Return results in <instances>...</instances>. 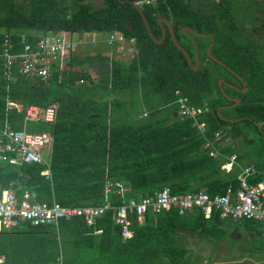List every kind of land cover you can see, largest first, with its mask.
I'll use <instances>...</instances> for the list:
<instances>
[{
  "label": "trees",
  "instance_id": "1",
  "mask_svg": "<svg viewBox=\"0 0 264 264\" xmlns=\"http://www.w3.org/2000/svg\"><path fill=\"white\" fill-rule=\"evenodd\" d=\"M249 2L250 20L241 21L235 0H101L99 5L91 0H0V45L7 33H13L21 49V33L30 34L28 41L34 43L49 31L119 32L135 39L137 49L124 60L110 47L101 55L102 68L110 70L107 83L89 85L77 84L85 75L72 73L75 61L45 80L24 74L18 65L7 75L0 57V123L8 120L21 129L24 107L58 104L55 121L28 128L52 133L51 175L42 173L44 164L0 162V182L14 187L19 196L33 189L39 201L65 206L99 205L106 199L118 205L156 195L165 186L175 193L205 190L211 195L232 186L236 193L246 162L264 170V20L258 23L255 14L264 0ZM161 17L171 21L194 65L196 45L184 26L213 34L211 52L223 64L207 52L212 38L195 36L200 66L194 69L169 28L163 39ZM147 23L161 42L152 37ZM97 50L79 54L91 56ZM94 88L101 94L93 93ZM123 92L131 97L120 96ZM179 95L203 110L198 120L205 122L206 134L195 119L179 115ZM237 98L241 102L235 104ZM217 131L223 132V143L216 144L219 152L211 156L207 143ZM233 153L238 161L223 169ZM261 177L258 173L250 181ZM109 179L129 187L124 197L111 191L106 198ZM113 216L109 209L93 225L75 216L58 225L24 222L3 228L0 264H187L186 249L176 241L177 229L188 218H219L217 213L212 218L202 212L180 215L175 207L158 214L148 209L143 223L137 213L130 215L133 235L125 238Z\"/></svg>",
  "mask_w": 264,
  "mask_h": 264
},
{
  "label": "built area",
  "instance_id": "2",
  "mask_svg": "<svg viewBox=\"0 0 264 264\" xmlns=\"http://www.w3.org/2000/svg\"><path fill=\"white\" fill-rule=\"evenodd\" d=\"M118 38L111 36L107 42L110 47L118 46L121 52H125L126 44L135 45V39H127L124 34L115 32ZM30 34L21 33L23 46L18 49L13 39V33H7L0 45V57L3 59L4 69L11 76L15 65L20 70L34 78L47 80L56 69V64L64 59H69L74 49L72 40H64L61 36L39 35L34 43L28 41ZM32 35V34H31ZM136 49V48H135ZM137 51V49H136ZM135 51V52H136ZM83 81V80H82ZM179 105L178 113L182 118H193L202 132H205V122L199 121L202 113L200 107L189 103L186 96L179 95L176 101ZM19 110L22 104L10 102ZM25 116L21 129H15L6 120L0 123V162L10 164L40 163L46 164L43 155L45 148L53 142V136L47 131H28V123L53 122L58 113V104L50 103L47 107L31 104L24 107ZM147 115V111L143 113ZM222 133H216V139L220 140ZM211 155H217L216 149H211ZM238 161L237 154L231 155L222 165L223 169L230 170ZM42 173L51 175L50 168H45ZM262 173V179L258 183H251L250 177ZM240 186L235 193L230 186L226 193L211 195L205 190L199 192L175 193L169 186H165L156 195L142 198H129L121 204H112L106 199L99 205L65 206L57 201H39L37 192L33 189H25L21 196L12 186H4L0 182V230L10 229L27 222L34 226L58 225L62 219H71L75 216L83 217L88 225H93L96 220L107 210H114V220L120 226L125 238L133 235L130 215L137 213L138 222L143 223L148 209L155 214L175 207L180 215H186L195 210L203 212L206 218H212L215 213L220 218L226 219H252L264 223V171L258 169L254 162L242 166L238 176ZM128 187L119 180L109 179L106 182L105 196L115 191L124 197Z\"/></svg>",
  "mask_w": 264,
  "mask_h": 264
},
{
  "label": "crops",
  "instance_id": "3",
  "mask_svg": "<svg viewBox=\"0 0 264 264\" xmlns=\"http://www.w3.org/2000/svg\"><path fill=\"white\" fill-rule=\"evenodd\" d=\"M137 4H139V2H137ZM58 33H61V32L49 31L48 33H40L39 35H41V36L42 35L60 36V35H58ZM87 33H90V32H87ZM96 43H93V45H95ZM129 44H131L132 46ZM127 45H129L130 51H132L131 53L128 54L129 55L128 58H131L132 55L134 54V52L136 51V49H135L134 44H132V43L128 42L126 44V47H127ZM113 48L116 51V56L118 55L117 54L118 52L121 54H125L119 50L118 46H115ZM125 52H126V48H125ZM76 57H78V55H73V53H72L69 59H64L65 63H60V62L57 63L55 70L69 69L70 63L72 61L76 62ZM126 60H128V59H126ZM41 122L28 123L26 129L28 131H32V130L28 129L29 125L32 123H41ZM196 126H197L198 130L201 133H203L202 130L199 129L197 124H196ZM206 130H207V128L205 126V132L203 134H206ZM33 131H40V130L34 129ZM45 131H47V130H45ZM47 132H50V131H47ZM217 132H215L214 137H212L211 139L208 140L207 146L209 147V151H211V149L217 150V148L215 147L216 144L218 146V144L223 143L221 141V139L224 135L223 132L220 131L222 133V137L220 138V140L216 139V133ZM52 146H53V142L50 146L46 147L45 151L43 152V155H44V153L50 154L49 158L44 156L47 160V163L44 164V165H47L46 168H50ZM218 152H219V150H217V154H218ZM233 154H236V153H233ZM211 156H217V155H211ZM246 164H247V162L244 165H246ZM258 169H260V168L258 167ZM50 170H51V168H50ZM241 170H242V168H241ZM260 170H262V169H260ZM262 171H264V170H262ZM260 174L262 175V173H260ZM252 177H250V178H252ZM261 179H262V177H261ZM249 181H250V179H249ZM260 181H258V182H260ZM258 182H254V183H258ZM251 183H253V182H251ZM54 201H56V200H54ZM198 213H201V211L195 210L191 213L186 214V216H190V215L196 216ZM218 217H219V215H218ZM243 220L244 219H242V220H235V219H230V218L223 219V218L219 217L218 219H215V220H204V221L197 222V221H194L192 218H188L186 221V225L183 227H179L175 233L176 241L179 244V246L186 249V259L188 260L187 264H210L209 257H210L211 253L214 254L215 252H220L223 254H230L233 250H235L233 247L235 245H231V243L229 241L230 237L233 238L231 233H230V236H227L225 238V236L228 234V232L225 230V228L227 226H230L231 223L236 224L235 230L232 232V234L235 235L237 240H241V241H243V240L246 241L247 239H255L256 240V242H254L255 244H253L249 247V250L252 253V255L251 256L245 255L242 258H240L239 259L240 264H264V257L260 258L256 254H254L255 250H259L261 248V244L258 243V240H259V237L261 235H264V226H262V228H260V226H254L253 224H251L252 222L248 223V222H245ZM254 221H256V220H254ZM261 223H263V222H261ZM214 235H216L215 237L220 238L219 242L212 243V240L210 238H213ZM2 260H3V257L0 256V261H2ZM225 262H226L225 260H218L216 262V264H225Z\"/></svg>",
  "mask_w": 264,
  "mask_h": 264
},
{
  "label": "rangeland",
  "instance_id": "4",
  "mask_svg": "<svg viewBox=\"0 0 264 264\" xmlns=\"http://www.w3.org/2000/svg\"><path fill=\"white\" fill-rule=\"evenodd\" d=\"M91 1H94L98 5L101 4V0H91ZM235 2H236L235 4L236 11H239L241 13V16L239 17V19L241 18V21L250 20V14L252 13L251 11L252 4H250L249 0H235ZM255 14H256V21L258 23L264 20V4H259L257 6ZM262 30H264V26H262ZM90 33L61 32V33H58V35H60L61 38L64 40L69 39L74 42V50L72 53L73 55H78V57H76L75 65L71 64V65H74V69L72 73L85 75L83 76L84 77L83 81L80 79L79 81H77V84L85 83L89 85L93 83H97V84L107 83V78L110 76V70L102 68L101 55H103V53L104 54L107 53L109 49L111 51V48L107 42L108 38H110L111 36H115L116 38H118V35L115 32L114 33L112 32H90ZM93 43H96V44L93 45ZM129 45H127L126 47V52H123L125 54H121L119 52L117 53L118 58L126 60L129 57L128 54L132 52L130 51ZM84 50H88V51L97 50L100 52L91 54V56L80 55L79 53H82ZM60 63H65V62L64 60H62L60 61ZM94 91L96 92V94L99 92L97 88L93 89V93ZM103 92L105 93V91ZM100 94L101 93L99 92V95ZM120 96H123L126 99H129L131 97L130 92H126V93L123 92V94H121ZM44 156L49 158L50 154L44 153ZM251 224H253L254 226H260V228L264 226V224L259 221H254ZM235 225L236 224L231 223L230 226H227L225 228V230L228 232L225 238L227 236H230V233H231L233 238L230 237L229 241L231 245H235L233 246L235 250H233L230 254H223L220 252H215L214 254L211 253L209 257L210 264H216L218 260H225L226 261L225 264H240V261H239L240 258H242L245 255L247 256L252 255V253L249 250V247L255 244L254 242H256V240L255 239H247L246 241L237 240L235 235L232 234V232L235 230ZM215 236L216 235H214L213 238H210L212 240V243H216L220 241V238L215 237ZM258 243L261 244V248L259 250H255L254 254H256L260 258H263L264 257V235H261L259 237Z\"/></svg>",
  "mask_w": 264,
  "mask_h": 264
},
{
  "label": "water",
  "instance_id": "5",
  "mask_svg": "<svg viewBox=\"0 0 264 264\" xmlns=\"http://www.w3.org/2000/svg\"><path fill=\"white\" fill-rule=\"evenodd\" d=\"M145 17V16H144ZM159 21L163 27V39L167 36V32H168V28L171 32V35H172V38L173 40L175 41V43L178 45V47L185 53L186 57L188 58V61L189 63L193 66L194 69H198L199 66H200V59H199V46L197 44V39L195 36H210L212 38V42L210 43V45L208 46L207 48V52L209 54L210 57H212L213 59L219 61L220 63L223 64V62L221 60H219L217 57H215L212 52H211V48L214 44V35L213 34H210V33H201V32H198L197 30L191 28V27H188V26H185L183 27V31L193 39L195 45H196V50H197V56H198V60H197V63L196 65L193 64V61H192V57L191 55L189 54V52L178 42L177 38H176V35H175V32H174V28L172 26V23L169 19L167 18H164V17H161L159 18ZM131 27V25H130ZM147 27L150 31V34L152 35V37L156 40V41H159L161 42L162 40H157V38L154 36V34L152 33L150 27H149V24L147 23ZM220 87L222 89V91L225 93V90H224V83H225V79L224 78H221L220 81ZM244 90H247V88H245ZM241 102V99L240 98H237L235 99V104H238Z\"/></svg>",
  "mask_w": 264,
  "mask_h": 264
}]
</instances>
